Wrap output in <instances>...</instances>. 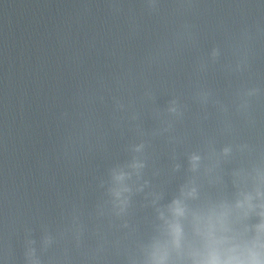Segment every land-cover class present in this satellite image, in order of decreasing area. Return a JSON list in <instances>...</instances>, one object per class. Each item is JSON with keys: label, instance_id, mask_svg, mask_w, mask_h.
<instances>
[{"label": "clouds", "instance_id": "obj_1", "mask_svg": "<svg viewBox=\"0 0 264 264\" xmlns=\"http://www.w3.org/2000/svg\"><path fill=\"white\" fill-rule=\"evenodd\" d=\"M187 3L191 6V0ZM159 4L160 0H146L149 12H157ZM183 27L184 35L193 39L191 26L185 24ZM221 55V48L213 46L206 58L198 60L197 73H206L210 66L219 63ZM224 67L229 72L242 73L248 67L247 57L237 60L235 66L228 64ZM261 95H264V89L259 86L243 87L235 92L230 105L221 100L213 89L197 84L191 95L192 103L200 109L193 122V130L199 136L196 147L190 146L192 130L181 131L179 128L191 111V105L180 96L173 94L161 108L156 104L154 89L150 86L145 88L142 99L150 103L149 116L156 122L150 130L145 129L144 114L134 109L133 101L125 103L123 99L113 97V128L122 130L125 119L115 113H129V131L134 133L135 140L125 147L129 158L113 164L107 170V177L99 179L98 188L103 191L95 205L94 217L96 220L106 218L110 230L127 229L129 235L135 237L134 251L126 256L125 264H186V260L190 264H264V203L253 204L254 197L243 194V198L234 204L220 202L204 212L193 211L188 204L199 198L198 181L202 178H207L209 183L220 181L224 165L246 157L264 162V150L258 144L243 139L233 119L238 117L244 127L255 129L257 122L252 113V101ZM100 99L103 101V97ZM211 110L219 117L215 132L205 127V122L213 114ZM157 139L164 141L166 167H160L150 153ZM181 148H184L182 155L179 152ZM242 172L243 169H235L232 174L239 176ZM256 172L258 179L264 182V171L257 168ZM178 174H183L184 179L175 193L166 199L155 181L162 175L171 178ZM137 197L141 198L139 203ZM255 198L264 199V192L258 190ZM137 206L139 209L150 208L153 213L154 234L147 239L137 235L138 229L132 223ZM257 207L260 209L257 213L260 222L251 227L242 225ZM189 216L199 246L185 256L182 251L185 242L183 221ZM66 232L73 234L79 247L85 232L79 215L73 213L70 226L60 236ZM54 242L55 238L44 226L43 250L47 251ZM25 243V264H44L36 255V240L30 238Z\"/></svg>", "mask_w": 264, "mask_h": 264}]
</instances>
